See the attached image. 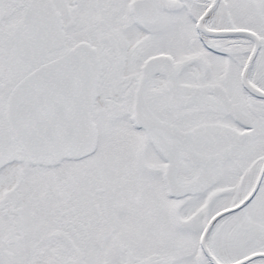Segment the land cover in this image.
<instances>
[{"label":"snow or ice","instance_id":"1","mask_svg":"<svg viewBox=\"0 0 264 264\" xmlns=\"http://www.w3.org/2000/svg\"><path fill=\"white\" fill-rule=\"evenodd\" d=\"M0 264H264V0H0Z\"/></svg>","mask_w":264,"mask_h":264}]
</instances>
